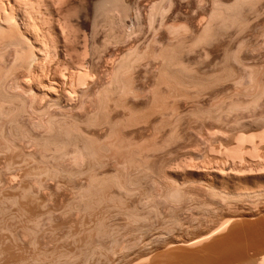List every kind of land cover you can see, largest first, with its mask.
<instances>
[{"label":"bare ground","instance_id":"obj_1","mask_svg":"<svg viewBox=\"0 0 264 264\" xmlns=\"http://www.w3.org/2000/svg\"><path fill=\"white\" fill-rule=\"evenodd\" d=\"M259 1L260 0H234L229 4L221 3L218 0L214 3L212 2L214 5L212 4L213 7L211 14H209V19L207 18L208 20H205L207 23L205 25L203 24L205 27H202V32L197 37L195 36L196 39L194 38V42L191 44L197 46L198 44L210 42L213 38L215 39V36L217 37V35L219 36L221 33L223 34L225 32L224 34L226 35V31L234 27L240 28L241 31V28L247 27L246 25L249 19L247 16L250 14H248V12L255 11ZM45 2L44 0H0V153L14 151L16 149L19 150L17 141L25 139L39 146L41 152L39 156L40 159H37L31 153H24L21 151V160L26 164V167L29 168V172L37 176H62L64 174L71 176L87 175V185L85 184V187L82 186L81 189L79 188L78 197L76 196L77 199L75 198V201L70 204L71 207L78 211L76 214L80 216V220H78L80 229L78 232L76 231L77 233H74L75 235L73 234L75 240H73L72 248H60L51 251L37 248L35 235L41 218L39 219L38 212L35 213L29 209L30 202L32 201L29 202V199H27L30 198L28 196L30 192L29 188L21 187L22 190L19 193L17 192L18 194H5L4 192V195L0 194V230L5 233H10L13 232L12 229L15 228L17 224H21L27 232L26 235L29 234V236H31L29 244L33 249L21 248L20 250L19 247L14 246L15 250H20L22 253L19 252L20 255L17 253V255H13L12 251H14V249H11V247L5 244V238L1 234L0 264H109L111 257L113 256L114 259L115 256L116 258L118 253H122L123 257L117 264H131L132 261L127 258V256L131 254L128 253L138 248L140 243L143 244L141 252L144 251L143 249L146 245L148 246L150 240H152V242L160 240L161 243L164 241L163 243L168 246L170 245V247L171 245H177L174 244L176 241L170 240V237L175 235L176 238L174 230L177 227H183L184 222L179 219L177 208H170L171 212H169V214H171H167L169 216H163L162 213L159 212V201L164 202L163 204L168 203L170 206L177 204L181 205L183 202H188L190 205L193 204L192 206L195 205V209H198L203 214L213 215L217 210L212 203L207 201L197 203L198 201L195 199L196 196L189 191L187 192V187L184 186V188L182 183H180L181 181L179 182L175 179L174 176H180V174H178L180 170H184L183 174H181L182 176L185 174L187 175L189 171L185 172L186 170H194L199 180H197V183L200 182L205 185L210 196H215L226 202L240 201L241 198H247L249 196H253L251 198L255 199L257 197L258 200L260 199L259 197H264L263 127H253V125L250 124L251 122L248 124L239 117L234 118L231 122V129L228 127L231 134L228 132L230 135L228 134L224 138V136H222L224 132L222 133L219 130L222 133H220L222 139L215 140L216 142L214 141V143L212 142L213 144L208 146L205 151L199 153L196 159L193 157L191 160L188 157L189 160L184 157L185 160H180L181 157H178L180 161L176 160L177 164H175V166L171 164V162L174 161L173 159V161L170 162L171 166L168 164V160V162L166 161L167 164H162V166L159 165L160 169H157L154 168V165L157 164L155 162L152 164L151 159L153 160V158L150 157V154L151 152L163 149V147L165 149V145L176 139L178 141L181 136H179L180 134L177 132L176 128H172L169 135L161 143H158L155 139H151V142H147L146 140L135 142V140H131L129 137L126 138L119 132L117 128L118 123L111 122L107 112L110 104L120 106L121 108H128L129 114L124 124L128 126L138 125V123H145V120L152 115L151 113L165 111L167 107L171 108L173 115H176L175 107H173L174 103L173 105L172 103L170 104L168 102L170 100L176 101L178 98L188 99L199 97L203 95L205 90L218 86L226 80H231L234 83L235 89L228 97V101L223 99L224 102H222V100L220 102L219 100L218 104L216 102L214 106H210L211 108H199L192 113L198 120L200 119L203 121L210 119L212 122L214 121L213 123L223 124L226 122V119L228 122L230 121L228 118L233 113L254 111L260 106V102L264 97V83L259 79L260 70L258 67L245 66V68H247L245 69L246 72L242 74H246V76H243L240 75L241 73L238 74V71H235L231 64L225 62L219 71L217 70L214 74L206 75L204 73L205 75H201L187 66L181 59V52L184 46L181 44L182 42L180 40L172 44L159 45L162 48L158 47L159 51H156L153 44H161V40H157L156 36L153 34L155 37L152 36V42H149L150 44L143 50L140 51L138 48H134L135 50L131 49L117 60V64H115L111 72L112 76L109 77L107 84L105 83V86L102 87V91H100V89L98 90L99 92L97 91V96L100 98L101 101H99L101 104L98 101L100 105L98 104L99 109L97 108L98 110H95L96 112H91L83 118L63 112L56 114L57 112H54V107L62 110L66 107L65 111H67L68 104H62L63 101L66 100L69 102V100H73L74 97L72 96L74 94H79L81 98L87 96L90 84L95 81L91 73L92 71H90L91 68H89L84 60L86 58L73 62L69 60V63H67L68 65L71 64L67 69H65L66 67L64 68L63 63H60L61 66L60 64L57 65L53 73H51L53 75L49 77L50 73L48 74L47 70L48 72L51 70L48 69L50 59L57 57L58 60L60 57L62 58L65 56L64 54H67L66 48H68V45L66 44V39L68 34L65 32L67 28L65 19L61 18L63 15H60L61 12H63L61 0H48V2ZM116 2L118 3V0H100L97 3V10L107 11L108 13L112 7L115 8V5L119 7ZM161 3L162 2L159 1L150 11L148 16L149 27L153 26L157 16L165 12L162 10L163 7ZM117 9L118 8L112 9L111 12L113 13V10L117 12ZM121 14L123 15L124 12L120 13V15L117 12V16L119 15L120 17L122 16ZM125 15L126 13L124 14V18ZM137 20L135 19V21ZM160 20L163 22V19ZM162 22L159 24H162ZM179 28L180 25L171 26V32L176 37L180 35L179 31L182 30ZM157 31L154 32L156 33ZM132 33H134V30ZM176 37L174 38L176 39ZM124 39H127V37ZM83 42L86 44V39ZM170 42L173 41L171 40ZM186 47H188V45ZM9 55L12 56V59L10 62L8 60V64L6 63V58ZM151 60L158 64L157 76L149 88L150 101L148 106L143 108H146L144 111H140L137 110L136 107V109L130 107L126 102V98L128 96L136 97L139 95V90L134 84L135 79L133 77V70L139 63L142 64L144 61L150 62ZM227 60L228 62L229 60L238 61L237 54H228ZM22 71L25 75V81L17 77V73ZM244 79H247V82H244ZM8 80L15 83L14 86L16 87V91L20 88L23 93H25L23 94L19 91L13 92V90L10 91V87H7L8 82H10ZM12 83H9V85L13 87L14 83ZM82 99H84V97ZM52 108L54 113L51 112ZM26 114H29V118L31 115H34V119L31 117L32 123L30 122V125L22 123L24 121H20L21 116ZM261 120V118L256 117L254 123L256 122L258 124ZM160 123H162V121ZM82 124H87L86 126L109 124L111 130L104 139L99 140L100 138H95L84 132L81 128ZM36 128H40L44 132L40 135H35L33 129L35 130ZM220 128H222V126ZM156 130L158 131V129ZM219 131L217 134H219ZM213 132H215V130ZM211 135L213 136L212 133ZM68 156H72L74 159V167L71 169L61 167L60 164L55 165L48 162L49 159L59 162V160ZM107 164H110V166L112 165V170L102 175L101 169ZM11 165H13V161L9 159L7 169ZM154 169L160 171L155 173L156 171ZM160 172L164 175H160L163 177L158 178H163V180L156 179L157 181L153 180L152 182L151 179H154L155 174L158 175ZM193 176L192 179L194 178ZM220 176H224L220 178L222 179L220 180L221 182L217 181L220 183V186L224 184L223 179L225 180V178H228L225 176H229V178L232 176L231 179L237 180L233 185V191H224L222 190L223 187L221 188L216 185L217 182H213L214 179H219L218 177ZM248 176L255 179V187L251 186L252 190L253 188H257L255 191H252L250 188L249 190L248 187L250 186L246 185L248 183H246L245 178ZM213 177L215 178L212 180ZM149 178H151L150 181L152 184L150 187H147L146 180L148 181ZM189 178L191 179L190 176L188 179ZM241 178L245 182L242 183L240 181ZM10 179H12V177ZM21 185L22 184L19 186ZM156 187L159 189V193L156 194V192H153V194L151 190L156 191ZM136 194H141L143 196L141 197L142 202L140 201L141 205L136 204V202H131L132 197ZM155 194L159 201L156 199ZM194 200L196 203H194ZM9 204L13 206V209L15 206L14 211L11 212V209L10 212L8 211L9 208L12 207L8 208ZM186 206H188V204H186ZM190 207L191 206H189V208ZM116 218H118V221H116ZM153 218H157L155 220L158 221L153 222ZM232 220L230 218L228 220L225 219L223 223L219 222L220 225L216 224L214 229L197 234V236H193L190 239L181 240L183 242L182 244L185 243L188 246L200 245L208 241L215 233L224 230L229 223H233ZM156 222L157 224H155ZM262 224L264 225L263 222ZM232 230L238 231L239 229H231L230 232ZM238 233L239 232H236L235 234L237 235ZM167 235H170L169 238ZM230 235L231 234H228L227 237L231 238L234 234H232V236ZM236 235L234 236L235 238L232 237L230 241L234 239L233 241L235 242V239H238ZM11 236L13 237V235ZM227 237L224 236L223 239L222 236V240L216 238L218 241L211 242L214 243L213 246L215 245V249L209 242L212 246L211 250L212 248L214 249L211 252L207 249L210 248L209 245L208 247L202 246L206 248L209 253H206L207 251L205 252V250H203L204 248H202L204 251H202V253H205L202 254L201 247L196 248L200 249L199 252L201 254L199 253V255L201 256L195 253L196 256L194 254L191 255V253L185 252L183 248L181 249L183 252L182 255H179L181 257L179 260L185 259V261H182L184 263L190 260L189 264L191 261L192 264H217V260L220 257H218V254L220 253V255H222L221 252L224 253L225 248H228L226 246L230 245L229 243L227 244L229 241H225L226 243H224ZM172 238L174 239V237ZM240 238L241 235L239 240H241ZM167 239H169V241ZM260 240V243L255 244L257 245L258 251L262 252L264 250V240ZM178 241L180 240H177V242ZM216 242L217 244L220 243V247H216ZM234 242H231V244ZM141 246L140 244L139 247ZM231 246L228 248V255H226L229 259H231L232 256H234L235 259H233L234 261L231 259V262L229 261L230 263H236L237 259L238 261H245L246 264H264V256L251 259L247 254L248 249L246 250L245 246L239 247L238 245L235 247L238 246L239 249H237L238 247H234L233 249L236 250L231 253ZM148 247H146V249ZM139 249L136 250L139 251ZM173 249L178 248H172V250ZM196 249L191 251H195ZM181 251H179V254ZM132 253L134 252L132 251ZM172 253L174 252H171V254ZM229 253H236L237 256L235 257L236 254H233L230 257ZM126 254L128 255L126 256ZM223 255L221 256L222 261L219 259L221 262L218 264H230L228 261L225 262L228 259L223 260L225 259ZM140 256L142 255L136 256L138 257L137 259H140ZM216 257H218L217 260H214ZM193 258L195 260H193ZM4 260L5 262L3 263ZM144 260H146L145 257ZM135 262H133V264H138L137 261ZM171 262H169V264H181L179 261V263L175 261Z\"/></svg>","mask_w":264,"mask_h":264},{"label":"rangeland","instance_id":"obj_2","mask_svg":"<svg viewBox=\"0 0 264 264\" xmlns=\"http://www.w3.org/2000/svg\"><path fill=\"white\" fill-rule=\"evenodd\" d=\"M45 1L48 2V0H44V2ZM99 1L100 0H61L62 2L61 4L63 6L62 11L65 13V15L63 12H61L60 15H63L64 17L63 16L62 17L59 16V17L65 19V22H66L67 31L65 29V32L68 34V36L66 35L67 36L66 44L68 45L67 46L68 48H66L67 54H64L65 56H63L62 58L60 57V59L58 60H57V57L51 58L48 63V69L49 70L51 69V70L49 72L47 70V73L48 74L50 73L49 75L50 77L51 75H53L51 73H53L54 68H56L57 65H59L60 63H63L64 68L66 67L65 69H67L70 67V64H71L70 63L68 65L69 60H72L73 62V61L83 60L84 58H86L84 60L86 64L89 66V68H91L90 71H92L91 73L93 75L95 82L93 81L94 82L92 83L93 85L90 84L91 87L89 86V92L87 93V96H83L84 99H82L83 97L81 98L79 94L77 95L74 94L72 96L74 97L73 98L74 102L73 100L71 101L69 100V102L66 100H64L65 102L63 101L62 104L64 105L68 104L67 109H66L67 111H65L66 107L64 108V110L60 108L57 109V107H54V112L55 113L57 112L56 114L63 112V113H67V114L69 113L71 115L83 118V117H86L87 114L89 115L91 112L93 113L95 110L97 111L99 109L98 104L101 101L100 98H98L97 96V91L99 89L100 91H102V87L105 86V83L107 84L109 77L112 76L111 72L113 68L115 67V64H117L116 63L117 60H119L126 52L130 51L131 49L135 50L138 48V50L140 51L143 50L148 44L152 42L151 40L153 39L152 38L153 34L156 36L157 40L159 41L161 40L160 41L161 44H158V45L153 44L156 51H159L158 47H161L159 45L172 44V43L177 42V40H180L182 42L181 44L184 46V47L182 46L183 50L181 52V59L187 66L194 69V71H196L198 74H201V75L214 74V72H216L217 70L219 71V69L225 64V62L231 64L232 67L235 69V71H238V74L241 73L240 75H243L242 73L246 72L245 69L247 68H245V66L246 67L256 66L260 70L259 79L264 83V0L259 1L261 5L257 3L255 11L253 10L252 12H248V14L249 13L250 14L249 15L247 14L248 15L247 18L249 17L248 24L246 25L247 27H244L243 29L241 28V31H240V28L238 29V27H234L235 30L234 28H231L226 31V35L224 34L225 32L223 34L221 33L219 34V36L217 35L218 38L215 36V39L213 38L212 39L213 41L211 40L212 42L210 41L207 43H202L200 45L198 44L197 46L192 45L191 43L194 42V38L196 39V37L202 32L203 28L205 27L204 25L207 23L206 21L210 17L209 14H211V10L214 5L213 3L217 0H118V3L117 2L116 3L119 7L115 5V8H118L117 12L119 15L120 13H123V12L124 14L126 13L125 18H124V14L123 15L121 14L122 16L120 17L119 15L117 16V12H115L114 10H113V13L114 12L115 13L113 15V13L111 12L112 9H115L113 7L108 12L111 14H108L107 11H103V10L98 11L97 3ZM159 1L162 2L161 3L162 4L161 6L163 7L162 10H164L165 12L163 11L164 14L157 16L155 22L153 23V26L149 27L150 26L148 22L149 13L151 9L153 8V6L156 5ZM218 1L224 4H229L234 0H218ZM135 19L136 20L139 19V20L135 21ZM160 19H163V22ZM138 21L140 22V24ZM160 21L162 22L163 27H162V24H159L161 23ZM159 25L161 26V28ZM172 25H180L179 29L183 30V31L182 30L179 31L180 35H178L177 37L174 36V34L171 32ZM153 28H154V31H157V30L158 31L155 33L153 31ZM130 30L132 32L134 30V33H132ZM180 32L181 33L184 32V33L181 34ZM124 33H129V34H124ZM173 36L176 37V39ZM126 37L127 39H124ZM84 38L87 41L86 44H84L83 42L85 40ZM171 40L173 42H170ZM188 42L191 46L188 44ZM187 45L188 47H186ZM232 53L237 54L238 61L229 60L228 62L227 55L232 54ZM11 57H12L11 55L7 56L6 63L9 64V62L12 59ZM156 63L157 62L154 63L153 60H151L150 62L144 61L142 64L139 63L138 66H136L135 69L133 70V77L135 79L134 84L136 88L139 90V95H138L139 97L138 96L136 97L128 96L126 98V102L129 104L130 107L134 109L137 108V110H140V111L141 110L144 111L146 108L145 109L143 108L148 106V103L150 101L149 88L153 84L157 76L158 64ZM17 75L19 79L24 80L25 75L23 71L17 73ZM243 76H246V74ZM244 80H245L244 82H247V79H244ZM12 82L13 81H10L7 84V87H10L9 90L10 91L13 90V92L19 91L23 93V91L18 87L16 91V87L14 86L15 83L13 82L14 83L13 84ZM9 83L10 84L12 83L13 87L12 85H9ZM234 89L235 87H234L233 81L226 80L224 83L218 86L205 90L206 92L204 91L203 95L199 97L188 98V99L178 98L179 100L177 99L176 101L170 100L168 102L170 104L172 103V105L174 103L173 107H175L176 115H173L171 108L167 107L165 111L151 113L152 115H150L145 120V123L142 122V123H138V125L135 124L133 126H128L124 124L125 119L127 118L129 114L128 108H124V107L121 108L120 106H114V104L113 105L110 104L107 112H108L109 118L111 119V122L113 121V122L118 123L117 128L119 132L122 135H124L126 138L129 137L131 138V140H135V142L137 141L141 142L145 140L147 142H151V139L152 140L155 139V141H157L158 143H161L169 135L172 128L174 127L176 128L177 132L180 134L179 136H181L179 137V140L177 141L176 139L172 141L171 143L165 145L166 146L165 149L163 147V149H159V151L157 150L158 152L155 151L156 153L151 152L150 154V157L153 158V160L150 158L152 161V164L153 162L157 164V165H154V168L160 169L159 165L162 166V164H165V163L167 164L168 160H169L168 164L170 165V162L173 161L174 159V161L171 162V164L175 166V164H177L176 163L177 161L185 160V158L187 159L190 158L192 160L194 157L196 159L198 154L205 151L208 146L214 143L215 140L217 141L218 139H222V136H224L225 138L226 135H228L229 133L231 134V131L229 130L228 127H230L231 129V124H232L231 122H232V119L234 118L239 117L241 118L242 121L244 122L246 121V123L248 124L251 122L250 124L253 125V127L258 126L259 128L260 127L264 128V97L260 102L261 103L260 106L257 107L256 110L254 111L251 110L250 112L246 111V112L233 113L231 116H229V118L227 117L230 121L228 122V120L226 119V122H225L226 124L223 123L224 126L223 124H218L216 122L213 123L214 121L212 122V120L210 119L203 120L205 121L203 122L202 120L200 119L198 120L193 116L192 113L199 108H208V107L211 108L210 106L211 105L214 106L216 102L218 104L219 100L220 102L221 100L222 102H224V100L226 101L228 97L233 93ZM69 108L72 110H70ZM52 110L53 108L51 109V112H53ZM31 117L34 119V115H31L30 118H29V114L23 115L21 116L22 119L20 118V121L21 122L24 121L22 123L30 125V122L32 123ZM256 117L262 119L261 121H259L258 124L256 122L254 123V119ZM35 119H36V116H35ZM161 121L162 123H160ZM227 122L230 124H228ZM86 125L85 124L81 125V128L83 129V131L95 138H98V139L100 138L99 140L104 139L105 136L111 130V127L109 124L108 125L101 124L98 126H95V125L86 126ZM220 125L222 126V128H220L221 127ZM39 129L38 128H36L35 130L33 129V132L35 135H40L44 132L43 130L41 129L39 130ZM156 129H158V131ZM214 130L215 132H213ZM219 130L222 133L224 132L225 134L224 133L222 134ZM218 131H219V134H217ZM211 133L213 134V136L211 135ZM220 133L222 134V136ZM154 134L156 138L154 137ZM185 137L187 138L190 137V138L187 139ZM31 143L32 142L30 141L28 142L27 140L22 139V140L17 141L19 150L16 149L14 151H6L4 153H0V194H3L4 192L5 194L7 193L8 194H13V193L18 194L19 192H21L23 187L29 188L30 192L28 196L30 198H27V199H29L28 200L29 202L32 200L30 202L29 209L35 213L38 212L39 219L41 218L38 223V229L36 232L37 236L35 235V242H36L37 248L49 250V251L55 250V249L57 250L60 248H72L73 240H75V237L73 238V234L77 233L80 229V223L78 222V220H80V216L76 214L78 213L77 209L71 207L70 204H72L73 201H75V198L77 199L79 188L81 189L82 186L85 187L87 185V182H88L87 175L83 174V175L71 176L68 174H64L62 176L60 175L59 176H50V175L49 176L47 175L37 176L29 172V168H27L26 164L23 163L21 160V151H23L24 153H31L37 159L41 155L40 147L36 146L34 143L32 144ZM178 157L179 158L181 157V159L179 160ZM9 159L13 161V165L9 166V168L7 169L8 167L7 164L9 165ZM72 159H73L72 156L70 157L68 156V157L62 158L61 160H59V162L52 161L50 159H49L50 161L48 160V162H51L52 164H55V165L60 164L61 167H64L66 169H69V168L71 169L72 167H74V163H73L74 159L73 160ZM110 164H107L103 169H101L102 173L100 170V173L102 175H104L103 173L106 174L107 172H110L112 170V167H111L112 165L110 166ZM157 169L156 170L154 169L156 171V172L154 171L155 173L160 171ZM180 171H178L179 172L178 174H180V176L179 175L174 176L175 179L178 180L179 182L181 181L180 183H182L183 187L184 186L187 187L186 188L187 192L189 191L197 197V198L195 197L196 201H198L197 203L201 201H207L209 203H212V205L216 207L217 209L215 214L213 215L203 214L198 209H195L196 208L194 207L195 205L192 206L193 204L190 205L188 202L186 203L183 202L181 205L177 204L178 206L177 205L170 206L168 203L163 204L164 202L159 201L157 199L156 194L159 193V189H157L156 187V191L151 190V192L152 193L156 192L155 197L160 202L159 212L162 213L163 216H169L171 214V213L169 214V212H171L170 208L172 209L177 208L178 209L177 214L179 216V219H181L184 222V225L181 222L183 227L180 226L174 230V233L176 234V238H175V235H172L174 239L170 237L171 241H176V242L177 240H180V241H178L177 243L174 242V244H177V245H174V246L171 245L170 247V245L168 246L165 243H163L164 241L161 243L160 240L159 241L155 240L158 242L153 241L154 242L153 243L152 240H150L152 242L151 243L149 241L148 243V246L150 248L146 245L143 249L144 251L142 252H141L142 250L141 248H143V244L140 243L142 246L139 247L140 246L139 244L138 248H136V249L140 248L139 251H137L136 249L132 250L134 253H132V251L128 253V254H131L129 255L130 257L127 256L128 254H126L127 258L130 261H132L131 264H133V262L135 261H137L138 264H169V262H171L172 260L175 262L178 260L179 262H181V264H189L190 260L188 261L186 259L188 263L187 261L185 263L182 262V261H185V259L183 260L181 259V261L179 260L181 258L179 255H182L183 250L185 252L187 251V253H191V255L195 253V254H198V256H201L199 255L200 249H196V248L201 247V253L203 250H205V252L207 251L206 253H209L208 250H210L211 252L215 249L214 248L215 245L213 246L214 243H211V242L218 241V239L222 240V236L224 239V236L227 237L228 234H231L230 236L234 234L232 236L234 237L236 235L235 234L236 232H239L238 233L239 237L241 235V238H240L241 240H239L238 234L236 235L238 239H235V240L238 241L239 243L236 241L235 243L233 241L234 239L230 241L232 237L231 238L227 237L225 238L227 240H224V243H226L225 241H229L227 242V244L229 243L230 245L226 246L228 248L234 244L233 246H231V249H230L231 253L232 251L234 252L236 250V249L234 250L233 248L236 245H238L239 247L245 246L246 250L248 249L247 254L249 255L251 259L264 256V250L262 252L258 251L257 245L255 244V243H260L259 242L260 239H261L260 241L264 240V225L262 224V222L264 223V197H259L260 199L258 200L257 197L255 199V198H251L253 196H249L250 198L247 197L249 199H247L246 197L245 198L243 197L241 198L240 201L236 200V202L235 201L226 202L215 196L214 197L210 196L208 194V190H206L207 188L205 187V185H203L200 182L197 183L198 178L194 170H186L185 172L189 171L187 175L185 174L186 176L181 175L183 174L184 170L181 171L182 173ZM189 173H192V174H189ZM160 175H164V174L160 172L158 175L155 174L154 179L149 178L148 181L146 180L147 182L146 186L150 187L153 180L155 181L163 180V178L162 179L158 178V177L160 178L163 177ZM189 176L191 177V179L189 178L190 180L188 179ZM192 176L194 177L193 179H192ZM11 177L12 179H10ZM222 177L221 176L218 177L219 179L217 178L214 179L215 177H213L212 180L214 179L213 182H217V181L219 182L220 180H222L220 179ZM225 177L229 178V176H225ZM230 177L232 178V176ZM195 178L197 179L194 180ZM228 178H225V180L223 179L224 184H222V186H220V183L218 182L216 183V185L220 186L221 188L223 187L222 190L224 191H233L234 190L232 189L234 188L233 185L237 180L231 179V178L228 179ZM150 179L152 182L150 181ZM243 179L241 178L240 181L242 183L246 181V183H248L246 185L250 186L248 187V189L249 188L251 189L252 188L251 186L255 185L254 184L255 179L251 178V176L246 177L245 178L246 180L244 179L245 181ZM184 181L187 184H185ZM146 182L144 181L145 184ZM20 184L22 185L19 186ZM199 184H202V185H199ZM255 189L253 188L254 191ZM263 190H264V184H263ZM141 197H143L141 194L140 195L136 194L132 197L131 202H134V203L136 202V204L141 205V202H142ZM196 201L194 203H196ZM186 204H188V206H186ZM11 206L12 205L9 204L8 208ZM189 206H191L192 208L191 207L189 208ZM10 209H11V212L14 211L15 206H14V209H13V206L9 208L8 210L9 212H10ZM232 217H233V220H232ZM229 218L233 221V223L230 221L231 222L229 223L230 225L228 224V226L224 228V230L218 233H215L208 241L203 242L200 245L198 244L196 246L195 245L188 246L185 243L182 244L183 242L181 240L190 239L193 236H197V234L204 233L208 230L214 229L216 227V224H219V222L223 223L224 222L223 220L225 219L228 220ZM153 219H152L153 222L158 221V220H155L157 218H153ZM116 221H118V218H116ZM155 224H157V222ZM17 225L15 228L12 229V231L15 233L6 232V233H9V234H6L5 232H2L0 230V236L2 234L3 237L5 238V244L11 247V249H14V251H12L13 255H17V254L20 255V253H22L20 252L21 248L33 249L29 244L31 241L30 240L31 236H29V234L26 235L27 232L21 224H17ZM231 229H239V230L238 231L232 230L230 232ZM11 235H13V237ZM170 235H167V237L169 238ZM167 240L169 241V239ZM209 242L212 244L214 249L212 248L211 250L212 246L209 244ZM231 242H234V243L231 244ZM219 244L220 243L217 244L216 242L217 248L220 247ZM208 245L210 248H207L208 249L207 250L204 247L205 246L208 247ZM14 246L19 247L20 250L19 251L15 250ZM146 247L148 248L146 249ZM239 247L237 249H239ZM172 248H178V249H173L175 250L173 251ZM202 248L204 249L202 250ZM228 248L227 249L225 248L224 253L221 252L222 255L224 254L223 256L225 259L223 260L228 259L225 262L227 261L229 262L231 259L232 261H234L233 259H235L234 256L232 255L233 254L235 255L236 253H233V254L229 253L230 257L232 256L231 259L227 257L228 252H229ZM181 249L183 250L181 251ZM193 249H196V250L191 251ZM188 250L191 252H189ZM170 251L174 253L171 254ZM179 251H181L180 254H179ZM202 254H205V253H202ZM138 255H142L140 256L141 258L144 256L146 260H144V257L142 259L141 258L137 259L138 257L136 256ZM222 255H220L219 253L218 257L219 256L220 257L214 258V260H217L218 258L217 264L222 261L221 259ZM236 256L237 254L235 255V257ZM122 257H123L122 253H118L116 258L114 256V259L112 256L109 264L111 263L117 264L119 261H121L120 259H122ZM219 259L221 261H219ZM138 260H141L142 262ZM193 260L195 259L193 258ZM161 261H164V262H161ZM178 261L176 263H179ZM237 261L238 260L236 259V263L234 264H237V263L246 264L245 261H238V262ZM4 262L5 260L3 261V263ZM10 264H16V263H10ZM190 264H192V261L190 262ZM230 264H233V263H230Z\"/></svg>","mask_w":264,"mask_h":264}]
</instances>
